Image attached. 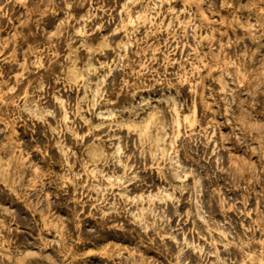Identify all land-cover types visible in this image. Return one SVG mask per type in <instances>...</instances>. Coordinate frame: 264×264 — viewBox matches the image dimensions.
Wrapping results in <instances>:
<instances>
[{"label": "rangeland", "instance_id": "obj_1", "mask_svg": "<svg viewBox=\"0 0 264 264\" xmlns=\"http://www.w3.org/2000/svg\"><path fill=\"white\" fill-rule=\"evenodd\" d=\"M0 264H264V0H0Z\"/></svg>", "mask_w": 264, "mask_h": 264}, {"label": "bare ground", "instance_id": "obj_2", "mask_svg": "<svg viewBox=\"0 0 264 264\" xmlns=\"http://www.w3.org/2000/svg\"><path fill=\"white\" fill-rule=\"evenodd\" d=\"M162 24V23H161ZM195 66V65H194ZM150 109V108H149ZM179 126V125H178ZM198 131V130H197ZM78 135V134H77ZM180 135V134H179ZM172 146V145H171ZM174 147V146H173ZM116 149V148H115ZM97 180V179H96ZM118 180V179H117ZM166 191V190H165ZM199 191V190H198Z\"/></svg>", "mask_w": 264, "mask_h": 264}]
</instances>
